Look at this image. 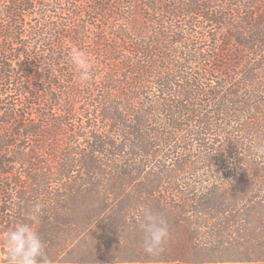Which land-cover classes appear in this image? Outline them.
Listing matches in <instances>:
<instances>
[{
    "label": "trees",
    "instance_id": "1",
    "mask_svg": "<svg viewBox=\"0 0 264 264\" xmlns=\"http://www.w3.org/2000/svg\"><path fill=\"white\" fill-rule=\"evenodd\" d=\"M261 147L264 0H0V264L36 204L52 264L264 261Z\"/></svg>",
    "mask_w": 264,
    "mask_h": 264
},
{
    "label": "clouds",
    "instance_id": "2",
    "mask_svg": "<svg viewBox=\"0 0 264 264\" xmlns=\"http://www.w3.org/2000/svg\"><path fill=\"white\" fill-rule=\"evenodd\" d=\"M70 60L80 70V79L89 80L91 64L87 55L81 51H73L70 53ZM258 151L264 153V147L259 148ZM40 214L41 205H34L25 213L24 221L17 223L4 236L7 264H52L37 227ZM139 227L144 233V251L149 255L160 254L170 235L166 218L160 213L145 208L142 210Z\"/></svg>",
    "mask_w": 264,
    "mask_h": 264
},
{
    "label": "rangeland",
    "instance_id": "3",
    "mask_svg": "<svg viewBox=\"0 0 264 264\" xmlns=\"http://www.w3.org/2000/svg\"><path fill=\"white\" fill-rule=\"evenodd\" d=\"M42 0H39V2H41ZM42 11V7L40 6V4L38 5V8L36 9V12H41ZM53 14H55V13H53ZM216 39V40H215ZM217 39H218V37L215 35V33L213 32V30L211 31V41H207L206 43H203V44H201V48H202V51L204 52L203 54H205V56H206V58H209L208 60V62L207 63H205L204 61L201 63V65H195V69H194V71L195 72H199L200 71V69H199V67L201 66H203L204 67V69L206 68V69H208V71H209V75H210V77H209V81H202V83H204L205 85H203V87H202V89L203 90H205V91H203V92H210L211 90H210V88H209V86H210V82H212L211 80L213 79L215 82H216V75H217V73H216V70L214 69L215 67H214V65H215V63L216 62H214L213 61V59H210L211 57H212V52L213 51H211V46H213V45H215V47L216 46H218V45H220L221 44V41H219V42H217ZM219 43V44H218ZM185 45L184 44H181L180 45V47L183 49V48H185L184 47ZM190 66V65H189ZM120 74H124V70H121L120 71ZM211 75L213 76V77H211ZM215 78V79H214ZM213 83V82H212ZM188 84H191V82H189ZM33 85H35V82L33 83ZM121 89V88H120ZM119 89V91H117V92H115L116 93V96L118 97L117 99H118V101H120L121 102V100H122V97H123V92H122V89L120 90ZM88 102V100L87 99H81V103H80V106H82L83 104H86ZM82 119L84 122H86L87 121V118H86V116H84V117H81V116H79L78 117V119ZM79 122H80V120H79ZM210 139H218V140H223L222 138L223 137H216V135H210V137H209ZM66 139H64V141H65ZM212 143V142H211ZM165 158V157H164ZM21 170V169H20ZM1 256V258H4V255L3 254H1L0 255ZM216 264H264V261H254V262H217Z\"/></svg>",
    "mask_w": 264,
    "mask_h": 264
}]
</instances>
